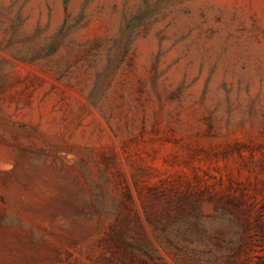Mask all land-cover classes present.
Segmentation results:
<instances>
[{
    "label": "rangeland",
    "instance_id": "1",
    "mask_svg": "<svg viewBox=\"0 0 264 264\" xmlns=\"http://www.w3.org/2000/svg\"><path fill=\"white\" fill-rule=\"evenodd\" d=\"M0 264H264V0H0Z\"/></svg>",
    "mask_w": 264,
    "mask_h": 264
}]
</instances>
